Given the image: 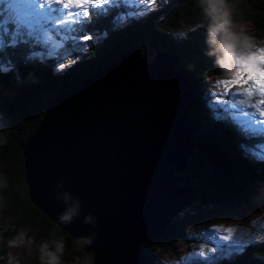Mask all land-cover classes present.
<instances>
[{"label":"water","instance_id":"obj_1","mask_svg":"<svg viewBox=\"0 0 264 264\" xmlns=\"http://www.w3.org/2000/svg\"><path fill=\"white\" fill-rule=\"evenodd\" d=\"M176 62L159 49L151 61L128 50L48 96L20 147L28 202L71 237H90L85 247L102 264H141V244L194 198L172 172L190 169L195 151L185 120L191 87ZM65 192L80 204L70 223L58 220Z\"/></svg>","mask_w":264,"mask_h":264},{"label":"trees","instance_id":"obj_2","mask_svg":"<svg viewBox=\"0 0 264 264\" xmlns=\"http://www.w3.org/2000/svg\"><path fill=\"white\" fill-rule=\"evenodd\" d=\"M155 4L144 16L132 18L122 26L114 25L117 11L111 7L104 15L91 18L87 32L99 37L78 51L74 64L61 72L54 70L56 63L52 60L38 58L36 52L41 51L36 49L32 41L15 47L6 42L4 47H0V64L12 66L10 71L0 72V134L7 140L0 145V164L3 166L0 168V177L6 179V186L0 188V264L6 263L8 240L25 228L44 239L50 233L63 236L66 243L64 256L73 258L81 254L74 246L75 238L28 202L20 147L41 120L48 96L61 93L85 80L132 48L139 49L142 56L150 52L153 56L156 49L174 55L177 62L173 68L188 79L191 98L185 116L186 129L194 142L196 151L193 157H197L195 162L198 166L195 164L187 171L193 174L198 186L192 187L193 183L188 181L185 186L194 192L191 202L195 203V209L203 212L207 205L211 207L210 211H215L219 206H229L233 200L229 193L234 190L230 182L232 178L239 179L244 185L254 181L264 185V161L251 160L238 147L241 143L253 147L261 141L245 140L225 118L215 121V115L204 106V99L201 100L198 90L201 80L223 72L214 58L206 55V29L199 26L203 18L195 0H155ZM238 8L236 20L250 24V35L255 37L259 45V41H264V0H240ZM185 22L189 26L184 35L179 38L172 36V30ZM9 31V28L5 29V32ZM4 39L7 41L11 37L6 36ZM148 43L154 44L155 49L148 47ZM200 162L211 163L212 172L206 174L200 170ZM202 181L209 186H200ZM240 193L243 194L244 189ZM15 197L25 204L17 213L7 210L8 201ZM191 217L183 214L178 221L172 218V222L164 227L159 236L142 243L141 264H158L152 248L170 246L171 237L182 234L183 226ZM84 251L90 252L86 247ZM263 258L264 241L251 243L232 259L221 260L217 264H264ZM94 264L102 263L94 256Z\"/></svg>","mask_w":264,"mask_h":264},{"label":"snow or ice","instance_id":"obj_3","mask_svg":"<svg viewBox=\"0 0 264 264\" xmlns=\"http://www.w3.org/2000/svg\"><path fill=\"white\" fill-rule=\"evenodd\" d=\"M153 2L154 0H0V47H4L6 42L15 47L33 40L48 39L50 35L57 39L63 35L79 44L81 40L93 39L87 33V25L91 18L100 17L110 10L102 7L103 5H151ZM96 8H100V11H95ZM145 11L146 8H138L127 15H119L115 18L114 25L122 26L129 16H139ZM6 28L10 31L5 32ZM6 36L11 39L5 41ZM60 66L64 67V64ZM11 68L10 64H0V72H8ZM213 86L217 92L210 94L215 99L209 102V107L216 112V119L227 118L245 140H260L253 147L245 143L238 147L245 156L264 161V47H257L242 56L231 78L217 80ZM221 112L223 116L220 115ZM234 231L232 228L223 229L224 233ZM205 239L211 241L213 246L199 250L203 264H215L218 258L241 252L248 242L244 238H236L229 244H223L222 241L229 240L230 237L221 235L217 239L215 232L205 233ZM205 252L209 255L205 256ZM190 259L181 257L180 264H187Z\"/></svg>","mask_w":264,"mask_h":264},{"label":"rangeland","instance_id":"obj_4","mask_svg":"<svg viewBox=\"0 0 264 264\" xmlns=\"http://www.w3.org/2000/svg\"><path fill=\"white\" fill-rule=\"evenodd\" d=\"M155 6L156 4L154 0L151 5H148L147 3L138 5H124L123 3H121L118 6L103 5L102 7L114 8V10L117 11L114 19L119 15H127L130 11H136L138 8L147 9V11L143 12L139 16H129L127 20L128 22L132 18H139L144 16ZM94 10H100V8H96ZM237 21L244 26V30L248 34L251 33L252 29L247 21ZM188 26L189 23L187 22L179 23L172 30V36H174L175 38L183 36ZM87 33L92 35L93 39L89 41L81 40L79 41V44L73 42V40L68 39L63 35L59 39H57L55 36L50 35L48 39H41L39 41L33 40L32 43L37 50L40 49L41 51L36 52L38 58L52 60V62L56 63L54 66V70L57 72H61L66 67L74 64V61L77 59L75 54H77L78 51L85 49L87 46L91 45L94 42L95 38L99 37V35L95 33ZM77 35H83V33H77ZM257 47H264V45L259 44L251 51H254ZM143 56L147 61H150L152 59L151 52L149 53V55L143 54ZM61 64H64V67H61ZM230 78L231 75L216 74L214 76H210L201 80V84L198 89L201 100L203 98L204 100H202V102L204 106L213 112V114L215 115V121L221 119H216V112H214V110L209 107V102L215 99V97L210 94L217 92V89L213 85L217 80ZM220 91H223V89H221ZM220 115L223 116V113L221 112ZM225 119L228 120L227 118ZM204 130L206 129H201L200 131ZM257 144L258 143H256L255 145ZM193 154L187 156L188 161L192 163L191 168H193L195 164L196 166H198L197 162H195L197 160V157L194 158ZM248 157L251 160H257L253 157ZM11 166L12 163L10 162L9 167ZM0 168H3L1 164ZM199 168H201L200 170H203L206 174L212 172V164L208 162H200ZM172 172L177 177L175 183L178 186H184L186 181H188L189 183H193L191 185L192 187L198 186L195 183L196 181L193 178V174L188 172L187 170H175ZM230 182L234 189L229 191V193L232 194L233 200L230 201L229 206H227L226 208H222L221 206H219L216 208L218 210L210 211L211 207L206 205L204 206V208L206 209L205 211L198 212L195 209V203L190 202V204H188L186 207H183L181 211L175 213L173 221H178L179 218L183 216V214H189L192 217L183 226L182 234H179L178 236L174 235L171 237L172 240L170 246H165L162 249L157 247L152 248L154 259L158 264H180L181 257L191 258L189 261H187V264H203V260L198 254L199 250L213 246L211 241L205 239V233L207 232H215L217 235V239H219L221 235L229 236L230 239L222 241L223 244H229L233 239L236 238H244L248 240V242L243 246V248L251 243L264 241V185L258 181H254L249 185H244L242 181L235 178H232ZM202 183L203 184L200 186H209L207 182L202 181ZM242 189H244L243 194L240 193ZM24 206L25 204L17 197H15L12 200L8 201L7 210L17 213L22 208H24ZM171 222L172 220L170 221V223ZM226 228H232L235 229V231L232 233H224L223 229ZM29 234L35 236L37 243L44 239L40 237L36 232H30ZM249 237H254L255 239H249ZM239 253L240 252H237L227 257L218 258L215 261V264L219 263L221 260H230ZM204 255L208 256L209 253L205 252ZM10 259H14L15 261H17V264H38L37 260L34 257H26L22 249L9 248L5 264H8V261ZM63 259L65 261V264H73V258L64 256ZM209 264H211V262H209Z\"/></svg>","mask_w":264,"mask_h":264},{"label":"clouds","instance_id":"obj_5","mask_svg":"<svg viewBox=\"0 0 264 264\" xmlns=\"http://www.w3.org/2000/svg\"><path fill=\"white\" fill-rule=\"evenodd\" d=\"M196 7L200 11L203 20L199 25L206 29V55L214 58L216 65L224 75H231L237 67L239 59L257 46L253 35L244 30V26L236 20L239 13L240 0H195ZM264 45V41H259ZM7 142L0 134V145ZM6 186V179L0 177V188ZM62 187L58 184L57 188ZM65 205V211L59 216L61 223H70L80 212L78 198L70 197L67 192L57 195ZM85 223L94 224V218L88 215ZM30 229L19 230L16 235L8 240L9 248L22 249L26 257H34L38 264H65L63 259L66 251V243L63 236L50 233L47 239L37 243L34 235H30ZM90 237H78L75 240V248L81 254L73 257V264H94V254L84 251L86 245L91 244ZM8 264H17L10 259Z\"/></svg>","mask_w":264,"mask_h":264}]
</instances>
